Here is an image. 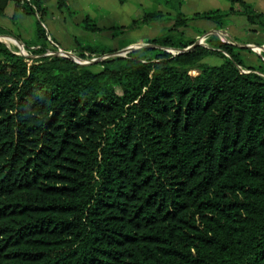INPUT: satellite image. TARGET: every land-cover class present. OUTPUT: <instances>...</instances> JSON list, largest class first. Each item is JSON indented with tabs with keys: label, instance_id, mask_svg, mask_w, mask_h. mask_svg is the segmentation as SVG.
<instances>
[{
	"label": "trees",
	"instance_id": "trees-1",
	"mask_svg": "<svg viewBox=\"0 0 264 264\" xmlns=\"http://www.w3.org/2000/svg\"><path fill=\"white\" fill-rule=\"evenodd\" d=\"M228 1L187 16L155 0L168 11L139 22L171 17L147 47L79 42L69 59L47 55L43 0H0L37 17L31 40L0 26L23 50L0 39V264H264V54L250 67L216 34L184 33L231 16L264 31V13Z\"/></svg>",
	"mask_w": 264,
	"mask_h": 264
},
{
	"label": "rangeland",
	"instance_id": "rangeland-1",
	"mask_svg": "<svg viewBox=\"0 0 264 264\" xmlns=\"http://www.w3.org/2000/svg\"><path fill=\"white\" fill-rule=\"evenodd\" d=\"M65 1L68 7L74 11V14L66 13L65 9L59 10L56 0H43L48 11V14L43 19L44 26L57 38L55 42L59 44L57 45L56 43L49 42L51 53L54 55L60 54L63 50L68 52L70 48H75L77 43L80 42L83 45L86 43L103 45L111 49L113 55L125 56L128 51L147 47L148 40L163 34L166 26H168L165 19L171 17L169 13H166L164 20L152 22L148 25L141 24L140 22L143 15L157 8L154 4V0H71L73 6H71L67 0ZM230 7L231 4L228 0H187V5L183 8V13L187 16H192L194 13L200 11H228ZM234 8L239 9L238 5H234ZM10 13H12V17L14 16L15 22L33 34L34 22L37 19L35 15H25L19 12L13 14V11ZM86 17L91 18L101 31L92 33L84 30L82 22ZM231 17L232 18L228 20V24L231 25L233 23L234 26L238 28L237 32L240 31L239 34H242L243 31L245 33L248 32L242 29V27L248 26L251 28L244 17ZM13 18H11V21H13ZM134 22L135 24L138 22V25H135ZM207 24V22H191L190 26L184 30L185 36L188 39H193L197 45L204 44L206 34H203V32L198 29H201L203 25ZM114 28L117 29L114 30ZM224 29H216L218 32L217 35L224 42H230L236 45L234 40L235 37L226 33ZM0 39L5 42L11 50L23 53L22 48L13 40L7 37H0ZM242 40L250 43L253 47L249 48L250 44L244 43L246 49L242 51H245V63L256 66L258 64V53H263L262 49L258 48L264 46V33L253 35V37L247 35L243 37ZM60 46L63 47V50ZM167 51L170 52L171 50ZM251 59L253 62L250 61ZM92 62L93 61L87 63ZM202 62L210 66H217L221 64L222 60L216 56H208ZM86 66L91 67L94 71L100 69V67L94 63Z\"/></svg>",
	"mask_w": 264,
	"mask_h": 264
},
{
	"label": "crops",
	"instance_id": "crops-1",
	"mask_svg": "<svg viewBox=\"0 0 264 264\" xmlns=\"http://www.w3.org/2000/svg\"><path fill=\"white\" fill-rule=\"evenodd\" d=\"M67 1L69 2V4L71 6H73V4H71V0H67ZM244 1L249 3V4H251L256 11L264 13V0H244ZM154 4L157 6V8L155 10H161V11H165V12L168 11L163 6L156 4L155 0H154ZM186 5H187V0H182V7H181V11L182 12H183V8H185ZM12 11H13V14H14V4H13V2H10L8 4L7 8H6L5 14L4 15H0V26L5 28V29H7V30H9V31H11L12 33L20 35L23 39H26V40L33 39L34 38V32H33V34H31V32H28V30H26L24 27L20 26L17 22H15L14 18L11 16L12 13H10ZM200 12H202V11H200ZM19 13H21V12H19ZM11 18H13V21H11ZM230 18H232V17H230ZM230 18H229V20H230ZM35 22H36V20H35ZM35 22H34V26H35ZM195 22H206V21H195ZM207 23L210 24V25H208V24L207 25H203L202 28L198 29V30L204 31L207 34H211V33L215 32L216 31L215 26L212 25V23H210V22H207ZM43 25H44V20H43ZM228 25L225 27L224 31L226 33H228L229 35L231 34L233 37H235L234 40L236 42V46L239 49L240 57L242 58V60L245 63V60H244L245 59V51H242V50L246 49L245 44H247L248 42L243 41L242 38L247 36V35H250V37H253V35H257L259 33H264V31L256 30V28L253 27V26H251V28L248 27V26H245V27H242V29H244L245 31L247 30L248 32L245 33L243 31L242 34H239L240 31L237 32L238 28L235 27L233 23L231 25H229V26ZM45 29H46L47 33L56 41L57 38L55 36H53L51 34V32L46 27H45ZM253 29H255V30H253ZM250 32H252V33H250ZM86 44H90V43H86ZM248 44H250V43H248ZM57 45H59V44H57ZM91 45H94V44H91ZM60 48L62 49L63 47L60 46ZM75 48H76V46H75ZM75 48L74 47L70 48L68 51H72ZM250 61L253 62L252 59ZM259 62H260V60L258 58V64L256 66H258L260 64ZM245 65L250 66V67H255V66H252V64H249V63H245Z\"/></svg>",
	"mask_w": 264,
	"mask_h": 264
},
{
	"label": "water",
	"instance_id": "water-1",
	"mask_svg": "<svg viewBox=\"0 0 264 264\" xmlns=\"http://www.w3.org/2000/svg\"><path fill=\"white\" fill-rule=\"evenodd\" d=\"M217 33H218L217 31L213 32V34H216V35H217ZM217 36H218V35H217ZM16 44L18 45V43H16ZM195 45H197V44L195 43L193 46H195ZM18 46H19V45H18ZM128 52H129V51H128ZM61 53H62L63 55H67V57H68L69 59H72L71 56L68 55L67 52L62 51ZM57 55H60V54H57ZM57 55H56V56H57ZM113 56H119V55H113ZM98 61H100V59H96V60L93 61L92 63H96V62H98ZM92 63L83 62V63H79V64L86 66V65H89V64H92Z\"/></svg>",
	"mask_w": 264,
	"mask_h": 264
},
{
	"label": "built area",
	"instance_id": "built-area-1",
	"mask_svg": "<svg viewBox=\"0 0 264 264\" xmlns=\"http://www.w3.org/2000/svg\"><path fill=\"white\" fill-rule=\"evenodd\" d=\"M249 48H253L252 45H250ZM258 49H262V52H263V53H258V54H264V46H263V47H259ZM51 52H52V51L50 50V51L47 53V55H54V54H52ZM60 55H63V54L60 53Z\"/></svg>",
	"mask_w": 264,
	"mask_h": 264
}]
</instances>
